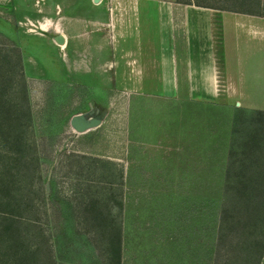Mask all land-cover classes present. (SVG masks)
I'll use <instances>...</instances> for the list:
<instances>
[{"label":"rangeland","instance_id":"1","mask_svg":"<svg viewBox=\"0 0 264 264\" xmlns=\"http://www.w3.org/2000/svg\"><path fill=\"white\" fill-rule=\"evenodd\" d=\"M32 2L0 0V264L264 257V112L218 97L210 118L198 97H175L184 119L137 143L129 125L82 137L66 125L63 85L23 74L18 30L32 26ZM201 2L264 15V0Z\"/></svg>","mask_w":264,"mask_h":264},{"label":"crops","instance_id":"2","mask_svg":"<svg viewBox=\"0 0 264 264\" xmlns=\"http://www.w3.org/2000/svg\"><path fill=\"white\" fill-rule=\"evenodd\" d=\"M32 3V26L18 30L23 74L65 87L66 125L82 137L96 130L100 139L107 129L116 139L129 125L142 131L137 143L145 129L184 119L183 108L171 111L175 97H198L210 118L218 97L264 112L263 14L201 0Z\"/></svg>","mask_w":264,"mask_h":264},{"label":"trees","instance_id":"3","mask_svg":"<svg viewBox=\"0 0 264 264\" xmlns=\"http://www.w3.org/2000/svg\"><path fill=\"white\" fill-rule=\"evenodd\" d=\"M262 197V196H261ZM263 198H264V196H263ZM260 259H261V257H259ZM258 258V261L256 262V264H258L259 263V261H260V259Z\"/></svg>","mask_w":264,"mask_h":264}]
</instances>
